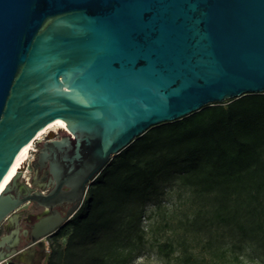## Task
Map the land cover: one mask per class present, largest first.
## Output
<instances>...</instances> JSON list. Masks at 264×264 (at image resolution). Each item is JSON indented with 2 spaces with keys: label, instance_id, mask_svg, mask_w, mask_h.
<instances>
[{
  "label": "water",
  "instance_id": "water-1",
  "mask_svg": "<svg viewBox=\"0 0 264 264\" xmlns=\"http://www.w3.org/2000/svg\"><path fill=\"white\" fill-rule=\"evenodd\" d=\"M254 92H264V0H0V182L48 122L67 128L43 143L56 185L31 197L41 205L83 192L148 128ZM7 183L0 223L20 204Z\"/></svg>",
  "mask_w": 264,
  "mask_h": 264
},
{
  "label": "trees",
  "instance_id": "trees-1",
  "mask_svg": "<svg viewBox=\"0 0 264 264\" xmlns=\"http://www.w3.org/2000/svg\"><path fill=\"white\" fill-rule=\"evenodd\" d=\"M173 183L194 204L181 222L177 264H235L246 246L264 264V92L208 104L135 138L53 234L44 264H129L144 247L147 204ZM176 250L171 240L158 245L164 256Z\"/></svg>",
  "mask_w": 264,
  "mask_h": 264
},
{
  "label": "flooded vegetation",
  "instance_id": "flooded-vegetation-1",
  "mask_svg": "<svg viewBox=\"0 0 264 264\" xmlns=\"http://www.w3.org/2000/svg\"><path fill=\"white\" fill-rule=\"evenodd\" d=\"M66 132L61 128L38 140L3 191L4 195L10 194L20 202L14 211L16 217L5 218L0 223V261H5V264H44L53 234L67 224L86 199L88 188L81 192L80 183L54 206H44L31 199L36 193L48 194L54 189L56 183L52 181L50 163L43 156L42 147L44 142L59 138ZM61 189L67 191L70 188L63 185ZM49 215L65 219L53 232L33 241V234L40 231L35 225Z\"/></svg>",
  "mask_w": 264,
  "mask_h": 264
},
{
  "label": "rangeland",
  "instance_id": "rangeland-1",
  "mask_svg": "<svg viewBox=\"0 0 264 264\" xmlns=\"http://www.w3.org/2000/svg\"><path fill=\"white\" fill-rule=\"evenodd\" d=\"M60 129L55 128L51 132L46 131L36 137L24 154L17 169H21L22 164L27 160L26 155L30 152V149L36 146L38 140L46 135H52ZM193 207L191 193L188 189L176 183L165 184L159 203L149 202L146 206L142 221L146 230L144 247L140 254L129 264H177L175 255L178 253V241L184 233L181 222L191 215ZM169 240L173 241L177 250L173 254L170 253L168 256H164L162 252L158 251V245ZM59 241L64 244L65 237H62ZM0 262L5 264L3 260ZM235 264L261 263L251 248L246 246L239 254V260Z\"/></svg>",
  "mask_w": 264,
  "mask_h": 264
},
{
  "label": "bare ground",
  "instance_id": "bare-ground-1",
  "mask_svg": "<svg viewBox=\"0 0 264 264\" xmlns=\"http://www.w3.org/2000/svg\"><path fill=\"white\" fill-rule=\"evenodd\" d=\"M55 128H63L64 130L67 131V128L65 126V122L60 118H56V119L48 122L43 128H41L37 132L36 137H38L40 134H42L46 131L51 132ZM31 143H32V141H29L24 146H22V148L20 149V151L16 155V157H15L13 163L11 164L9 170L7 171V173L4 175V177L2 178V180L0 182V190L13 177L15 171L17 170V167H18L20 161L22 160L24 154L27 152V149H29Z\"/></svg>",
  "mask_w": 264,
  "mask_h": 264
},
{
  "label": "built area",
  "instance_id": "built-area-1",
  "mask_svg": "<svg viewBox=\"0 0 264 264\" xmlns=\"http://www.w3.org/2000/svg\"><path fill=\"white\" fill-rule=\"evenodd\" d=\"M35 139V138H34ZM34 139L32 141H34ZM0 264H3L2 262H0Z\"/></svg>",
  "mask_w": 264,
  "mask_h": 264
}]
</instances>
